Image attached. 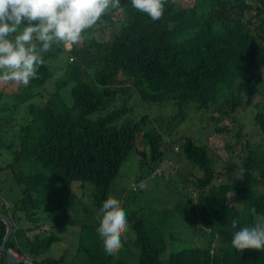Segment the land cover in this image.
I'll return each instance as SVG.
<instances>
[{
    "label": "trees",
    "instance_id": "trees-1",
    "mask_svg": "<svg viewBox=\"0 0 264 264\" xmlns=\"http://www.w3.org/2000/svg\"><path fill=\"white\" fill-rule=\"evenodd\" d=\"M177 3L166 0L161 21L153 24L134 13L130 0H120L115 9L128 18L106 46L53 45L43 53L38 78L16 93L0 90V174H7V189L0 192L15 202L8 213L14 232L6 248L15 249L33 264H264V251L237 252L231 244L235 231L264 214V104H254L249 112L254 139L260 137L254 146L238 143L240 150L219 162L214 160L217 151L206 144L212 132L227 130L223 127L226 118L242 120L237 112L247 105L245 94L261 95L262 79L251 78L246 71L256 61L264 69V49L256 42L264 37V0H194L192 7ZM102 19L108 21L110 16L102 15ZM96 33L101 36L103 29ZM121 78L130 87L117 92ZM126 89L135 93L136 104L129 106L124 99L115 107L114 98ZM152 105L163 113L176 107L171 116L174 121L186 119L192 110L215 112L211 120L222 125L208 123L192 132L202 121L194 119L185 125L178 153L167 152L173 163L179 158L180 165H187L190 178L202 189L190 197L178 188L181 181L177 180L170 203L176 201L186 215L180 216L172 205L140 207L139 215L128 221L126 247L108 259L96 237L99 227L85 223L94 218L93 209L98 212L111 201V184L134 153L138 138L144 150L150 149L151 159L145 152L138 153L139 168L148 174L151 166L146 158L158 165L167 155L161 150L165 141H175L168 133L169 124L159 132L144 111L139 118L132 116L134 108ZM18 116L27 117L28 122L19 123V130L14 131L8 125ZM146 126L155 132L146 131ZM231 131L236 140L243 137L235 127ZM216 166L224 168L225 174L215 177ZM179 175L189 178L180 171ZM160 178L163 173L156 180ZM75 186H88L92 201L87 202L85 212L83 208L72 215L73 205L80 200L72 195ZM231 194L240 202L232 203ZM22 216L26 224L20 223ZM170 219L185 229L174 230ZM233 220L237 221L235 229ZM44 222L50 226V235L41 229L32 237ZM75 226L80 228L72 233ZM5 232L0 220V246ZM71 237L76 238V251L65 249L55 259L46 256L53 243ZM3 263L6 258L0 252Z\"/></svg>",
    "mask_w": 264,
    "mask_h": 264
},
{
    "label": "clouds",
    "instance_id": "clouds-1",
    "mask_svg": "<svg viewBox=\"0 0 264 264\" xmlns=\"http://www.w3.org/2000/svg\"><path fill=\"white\" fill-rule=\"evenodd\" d=\"M130 3L135 14L155 24L161 21L163 17L166 0H130ZM119 5L120 0H0V83L15 82L18 85H28L31 80L38 78L39 68L44 63L43 53L50 51L53 45L74 46L81 40L84 30L95 26L110 7L115 8ZM260 47L264 49L263 46ZM240 113L242 114L241 121H237L235 117L234 122L231 121L230 117L226 118L233 125H230V127L224 125V129H227L225 131L230 132L235 127L237 132L239 128L235 125L236 123L244 124L246 120H251L250 115L245 120L246 114L243 112L242 107L239 108L237 116ZM165 116L167 118L166 114ZM225 131L223 133H226ZM165 142H167L166 145L161 149L163 154L170 150L168 148L170 145L176 143V141H173V143ZM230 143L225 142L226 149ZM206 144L210 150L217 151L215 147H212V143L208 141V138ZM148 151L150 153V149H143L141 152H145L147 157L150 156L151 159V154H148ZM173 151L178 152V148ZM139 154L136 156L134 151L131 156L139 157ZM217 155L221 158L218 151ZM146 159L150 161L149 158ZM140 162L139 157L138 163ZM214 172L215 177L222 175L220 172ZM148 181L144 182V186ZM194 189L197 193L202 191L197 186ZM109 193H111V188ZM234 194L229 196V200L232 201L234 198V203H239L240 201ZM14 203L6 199L3 203L5 210L0 212L11 220L13 225L12 234L14 232V222L8 213L14 209ZM4 211H7V214ZM96 219L99 224V230L96 232L97 240L101 244L105 257L111 259L117 255L123 246L122 235L129 231L127 216L120 210L119 203L109 201L97 212ZM21 220L23 224L27 223L23 216ZM232 227L234 229L237 227L236 220L232 221ZM49 233H51V230L46 232V235H50ZM231 244L237 252L246 249L264 251V214H257L252 224L242 226L235 231ZM205 247L206 245H203V249ZM8 250L17 258H23L33 264L29 258L18 254L15 249L9 248ZM0 252L5 255L3 251L0 250ZM6 264H10L7 258Z\"/></svg>",
    "mask_w": 264,
    "mask_h": 264
},
{
    "label": "rangeland",
    "instance_id": "rangeland-1",
    "mask_svg": "<svg viewBox=\"0 0 264 264\" xmlns=\"http://www.w3.org/2000/svg\"><path fill=\"white\" fill-rule=\"evenodd\" d=\"M193 2L194 0H178V6H182V7H192L193 6ZM208 8H205V11H207ZM103 15H109L110 16V20L105 21L104 19H102V17L97 21V23L95 24V26L88 28L86 30H84V32L82 33V38L81 40L74 44L75 49H79L83 47H86L88 44L94 45V44H98L101 43L104 46H106L107 40L112 36V34L116 31H119L121 28V24L125 23L128 16L126 13H122V11H120L119 9H115V8H109ZM35 23V22H33ZM250 24H247V26H249ZM98 29H103V33L101 36H98L96 31ZM252 32L253 27H251ZM257 43L260 46L264 47V37H262V35L256 39ZM69 52V51H67ZM65 57H67V55H64ZM256 66H251L250 69L248 71H246V75L249 76L251 78H261L262 79V83L259 84V94H261L260 96H255L252 97L251 95H247L245 94L244 99H247V105L245 107H242L243 112L246 114V118L249 116V112L252 109L253 105L258 103V104H264V99H263V95H264V69L260 68L259 66V61H256ZM63 64V63H62ZM65 64V62H64ZM63 64V65H64ZM120 83L116 86L117 89H119L120 92L121 89L126 88V87H130V84L128 83L127 80L125 79H120ZM22 87V85H18L15 82H9V83H0V90H2L3 92L6 93H16V89ZM135 93H132L131 90L126 89L122 92V96L119 97V94L114 98V106L115 107H119L122 103L123 100L126 99V103L131 106V104H136V101H133V97H134ZM136 96V95H135ZM10 102L11 105H14V101L13 100H8ZM18 101V100H16ZM70 101V100H69ZM68 101V102H69ZM17 103V102H16ZM37 103V102H35ZM158 105H152V106H146L144 108V110L134 108L133 110V115L135 116V118H139L144 111V114H146L147 116L150 117V120L154 121V129H159L157 131L161 132V129H163V125L164 124H169L170 125V130H168V133L171 132L172 135V140H175L176 143L173 145H170L168 148L170 149L169 151H173L175 150V148H178L179 151V142L181 139L184 138L185 136V125H187V123H189L190 121L194 120V119H201V122H197L198 126L201 128L203 127L205 124L211 123V124H215L216 127L222 125L221 123H215L213 120H211V118L215 117L217 115V113H205L202 110H192L189 115L186 117V119L182 120V121H174L171 120V116L177 111V108L174 106H170L169 109H163L164 113L158 110ZM159 112V113H156ZM165 114L167 115V118L165 116ZM14 120L12 121V123L8 126H11L13 128V130H19V123H26L28 122V118L24 117V116H18V117H13ZM188 119V120H187ZM250 119L252 120V116L250 117ZM251 120L249 121H245L244 124H238L236 123L235 125L238 126L239 130L241 131V134L243 135V137L241 139H235L234 134L232 132L229 133H221V134H216V132H212L210 135L207 136L208 141L211 142L212 147H215L218 151V153L220 154L221 158L217 155V153H215L216 158L214 160L222 162L224 161V157H228L231 155V152L235 151L238 152L240 150V146L239 144H244V145H250V146H254V144H256V141L260 140V137L254 139V126L252 125ZM224 125H227L230 127V125H233L231 122H229L227 119L223 121ZM147 130L146 131H150L151 133H154L155 131L151 128V126H146ZM162 127V128H161ZM198 127V128H199ZM196 127V129H192V132H196V130L198 129ZM238 130V131H239ZM237 131V132H238ZM253 132V133H252ZM193 138H198L197 134L193 135ZM225 142H231L229 147L226 149L225 148ZM145 145L141 142V139L138 138V141L136 143V148H135V153L136 156L138 155L139 152H141L144 149ZM178 153V152H176ZM245 154V153H244ZM138 158L139 157H129L128 160H126L124 162V164H122V167L120 169V173L118 175V177L115 179V181L112 182V187H111V193L109 195V199L112 202H116L120 204V210L127 216L128 221H133V218L138 214L139 208L140 207H144V206H152V207H162V206H169L171 207V205L173 207H177V210L181 215H186L184 214V208H180L178 209V205H176V201H172L170 203L171 198L175 195L176 193V188L175 185L178 184V181H181L180 185L178 186V188L181 189V191L184 193V189H185V193L190 197L195 198L197 195V192L195 191L194 187H196V183L194 182L195 180L192 179V177L190 178L189 172L187 171V165L186 166H182L179 164V158L176 160L175 163H173V160H170V156L166 155V158L163 162H160L158 165L154 164L152 165L148 159H146V161L148 162V164H150L151 166V171H149V174L147 172L146 169H140L139 168V163H138ZM177 158V157H176ZM235 159V158H234ZM239 159V158H238ZM141 160V159H140ZM237 160V159H235ZM154 166V167H153ZM180 169V170H178ZM215 171L220 172L222 174H225V170H223L224 168H221L219 166L214 167ZM179 171L182 172L184 175H188V178H181V176L179 175ZM190 172H194L193 170H189ZM160 173H163V179H158V181L156 180V178H158V176H160ZM148 174V175H147ZM147 175L146 179H142V180H137V177L139 176H145ZM150 180L153 181L152 184L147 183L146 186H144V182H146L145 180ZM160 180V181H159ZM177 181V183L174 184V182ZM168 183V184H167ZM78 185V184H77ZM184 186V188H183ZM175 188V189H174ZM89 187L86 186L84 189L80 188L79 186L76 187L72 190L73 194L72 195H77V198L80 199L79 203L75 206L73 205V210H72V215L73 214H79L80 210L83 209L82 213L85 212V209H87V202L88 201H92V197H91V193H89ZM9 192V191H8ZM6 192V193H8ZM84 192V193H83ZM88 192V193H87ZM83 195V198H82ZM235 199H232V203H234ZM12 202V200H11ZM89 202V203H90ZM68 203V202H67ZM170 203V204H169ZM235 204V203H234ZM69 207V205H68ZM93 209V207H92ZM196 209V208H195ZM65 210H67V207H65ZM197 210V209H196ZM68 211H70L71 213V208H68ZM93 213H94V218L90 221H87V223L85 224H90L94 227H99V224L97 223V211H95L93 209ZM82 215V214H81ZM184 218V217H183ZM185 219V218H184ZM62 221V220H60ZM197 222L199 221V219L196 220ZM3 222V221H2ZM83 225V222H81ZM45 222L43 223V226L38 230L35 231L34 233H31L32 237L37 234L40 233L41 229H45L47 230V232L50 229V226L48 227L47 225H44ZM170 224L174 227V230H178V229H185L183 226H179V224L176 221H173L170 219ZM81 226V225H80ZM80 227L79 226H75V228L73 229L72 233H77L78 229ZM182 229V230H183ZM183 231H187V230H183ZM127 235L128 232L124 233L122 235V242H123V246L124 248L125 246V242L127 240ZM65 242L64 246L63 243ZM75 242H76V238L75 237H71L70 239H61V242L58 243H53V245L50 247L49 251L46 253V256L50 257V258H58L60 255H62L66 249V251H68L70 248L74 249L75 248ZM75 250V249H74ZM76 251V250H75ZM75 251L70 252L69 254H67V256L65 258H70ZM134 251V249L132 250V252Z\"/></svg>",
    "mask_w": 264,
    "mask_h": 264
},
{
    "label": "water",
    "instance_id": "water-1",
    "mask_svg": "<svg viewBox=\"0 0 264 264\" xmlns=\"http://www.w3.org/2000/svg\"><path fill=\"white\" fill-rule=\"evenodd\" d=\"M0 219H2L4 221V223L6 224V226H7V231H6V234H5L4 238H3L2 244L0 246V250L5 253L8 262L10 264H19V263L31 264V263H29L28 261H26L23 258H17L16 255H14L10 250L5 248L6 243L8 241V238L12 234L13 225H12L11 220L4 214L0 213Z\"/></svg>",
    "mask_w": 264,
    "mask_h": 264
},
{
    "label": "crops",
    "instance_id": "crops-1",
    "mask_svg": "<svg viewBox=\"0 0 264 264\" xmlns=\"http://www.w3.org/2000/svg\"><path fill=\"white\" fill-rule=\"evenodd\" d=\"M6 178H7L6 172H3V173L0 174V188L4 187V184L6 182V180H5ZM4 188L7 189V187H4ZM2 192H0V212H3V210H5V207L3 206L4 205L3 203H4V201H6V198H7L6 197L7 195H5ZM21 221L22 220H20V223H22ZM3 264H5V263H3Z\"/></svg>",
    "mask_w": 264,
    "mask_h": 264
}]
</instances>
